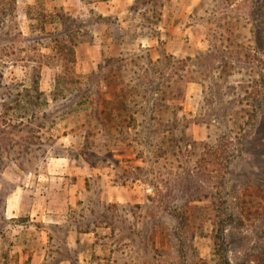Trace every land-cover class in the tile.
Here are the masks:
<instances>
[{
  "label": "rangeland",
  "instance_id": "rangeland-1",
  "mask_svg": "<svg viewBox=\"0 0 264 264\" xmlns=\"http://www.w3.org/2000/svg\"><path fill=\"white\" fill-rule=\"evenodd\" d=\"M61 8L83 33L76 62L66 67L34 49L18 57L44 63L41 87L53 113L44 121L55 122L40 155L22 151L32 137L21 134L41 133L37 124L1 132L0 264H264V0H0V68L13 45L53 44L66 25L43 29V14ZM121 34L127 39L115 52L129 64L127 80L157 103L169 80L157 73L151 86L148 56L162 60L156 66L172 81L173 66L188 60L191 77L183 72L172 84L174 93L184 85L185 99L161 109L170 126L189 127L188 148L166 153L164 125L151 133L145 121L149 101L137 107V128L89 117V95L106 86L103 44ZM23 62L7 69L5 82L25 77ZM70 66L82 83L69 81ZM175 103L184 108L174 113ZM48 206L47 243L32 223Z\"/></svg>",
  "mask_w": 264,
  "mask_h": 264
},
{
  "label": "trees",
  "instance_id": "trees-1",
  "mask_svg": "<svg viewBox=\"0 0 264 264\" xmlns=\"http://www.w3.org/2000/svg\"><path fill=\"white\" fill-rule=\"evenodd\" d=\"M30 11L32 10H29V13ZM2 12L3 11L0 9V14ZM43 16V19H45L43 21V29L48 25V23L50 25H54L56 22H58L63 26L66 25V30L62 33L54 34L56 37L52 42L53 44L46 45L45 43L41 42L40 46H32L25 43V45L21 46V48L13 45L12 54L10 55L12 58L5 59V67L3 69L0 68V88L3 89L2 93L0 94L1 138H6V136L2 135L1 132L5 133V131L9 130L10 127L20 126V130L24 131L27 128L33 130L32 127L37 124L41 130V133L33 134L31 136H29L28 134H21V138L25 142L27 137H32V141L29 143L30 145H24L22 147V151H24L25 155L29 153L33 155H40L44 153L43 151L45 150H43L44 148H42L41 144H43L42 140L47 137L45 134L47 131L46 127L48 126V124H50L51 126L55 121H44L46 119L51 120L53 117V113L51 114V110L49 111L48 109L51 106V98L49 97V94L41 87L42 68L44 63L41 61L40 63H38L35 59L36 57L32 55H29L30 59H28V55L18 58L19 54L25 53L26 51H28V49H34V51H37L39 53V57L41 56L40 58L42 59L54 58L58 56V58L63 62V65L65 64V66L67 67L70 63L72 64L76 62L77 46L81 41L83 35L81 30L74 27L75 19L67 15L63 8L57 10L56 12L43 14ZM31 18H33V16H31ZM68 21L71 22L67 27ZM19 34H22V32H19ZM126 39L127 35L125 34L116 36L111 35L108 42L106 44H103L104 46L107 45V48H105V50L103 48V51L105 52V63L103 65L100 64L99 69L104 70L105 76L101 78L106 86L105 90L98 89L97 92L89 95L88 108L90 107L92 109L89 117L91 119L94 118L97 120H102L104 123H106V125L128 121V127H131L134 123V126L137 128L139 126V119L136 116L139 111L137 107L149 101L150 111L147 116L148 118H146L145 121H150L149 125L147 126L148 129H151V133L157 132V130H155L157 123L164 125V130L161 132L160 140L164 144L166 153L175 154V152L180 150L182 147L188 148L192 143L195 142L192 132H187L189 127L187 128L186 124H182V126H180L179 128L183 130L185 135H183L182 133V135L179 136L177 135L179 125L173 123V126H170L168 122L164 121L165 115L161 114L163 105L167 108L165 112H168V110L171 108V99H185L186 88L184 87V85L183 87L180 86L179 91L174 93V89L172 90V84L175 81L185 80L187 76L188 78L191 77V75H189L190 69H187V66L189 67V64L184 65L185 61L187 63L188 60L179 59V64L177 66H173L176 67V70H174V74H176L178 77L175 78L174 81H172V77L168 75L167 71H165L163 68L162 71H160L156 66V64L160 63L162 60L159 59L158 61H154L151 56H148V64L147 67H145V70L147 71L148 76H152L150 80L151 86L156 84L154 80V77H156V75L154 74L161 73L160 79L169 80V82H167L166 89L162 92L163 96L160 99V103H157L156 101H154V97L149 95L148 91L150 89H145L138 83L135 84L134 80H127L126 78L129 72V64L124 61V58L122 57L124 55L123 50H120V52H118L117 54L115 52V50H117L116 47L123 46L126 42ZM41 46L51 47L53 52H51V54H44L42 52ZM0 52H4V49L2 48ZM37 55L38 54H36V56ZM31 57H35L32 58L34 60H31ZM192 59L193 58H191V60ZM20 61H24L22 65L23 70L25 71V77L23 79L17 80L16 82H5L4 79L7 69L10 68L11 65L20 63ZM134 63L136 66L139 65L137 61ZM169 65L170 63L167 64V66ZM137 71L138 69H134L135 73ZM186 71L188 73L187 76L183 73ZM68 72L72 74V79H70L69 81H75V84L82 83V77L77 75L74 66H70L68 68ZM101 78L99 77L98 81L99 79L101 80ZM137 78L141 82V78L144 79L145 75H140ZM175 83L178 84L179 82ZM57 89L66 91L67 88L63 85H58ZM154 90H152L151 88V92H153ZM173 93L175 95H173ZM57 97L58 96H55L53 100L57 99ZM157 104L160 106L157 107ZM174 105L176 108L174 113H176L177 110H182L184 108L183 104L181 103H175ZM77 111H80V109H78ZM2 126H5V128H3ZM10 132L12 131H8L5 134H10ZM67 133L68 132H65L63 135ZM59 137L61 136L58 135L56 138ZM35 138H37L38 141L35 142ZM37 143H39V145ZM51 148H53V146H51ZM53 149V153L56 156H63L66 154L65 152L59 151V147L55 146V148Z\"/></svg>",
  "mask_w": 264,
  "mask_h": 264
},
{
  "label": "crops",
  "instance_id": "crops-1",
  "mask_svg": "<svg viewBox=\"0 0 264 264\" xmlns=\"http://www.w3.org/2000/svg\"><path fill=\"white\" fill-rule=\"evenodd\" d=\"M48 211H52V209L48 206V207H46V208H43V210H41V212H39L37 215V218L35 219L34 218V220L36 221V222H38V221H42L41 222V224H40V226H38V224L36 223V222H34V223H32V226H36V227H38L41 231H42V233H46V236H47V238H48V240L46 239V241H47V243L50 241L49 240V238H50V236H51V223L50 222H53V220L52 219H49L48 217H45V216H47V213H48ZM11 212L13 213L12 215L14 216H18V214H17V212L16 213H14V211L13 210H11ZM55 223V222H54ZM19 226H24V225H22V224H19ZM72 232H76L77 234H79L80 233V231H78V230H72ZM18 233V235H16L17 237H19V238H21L22 236H23V231H18L17 232ZM92 233V232H91ZM80 235V234H79ZM79 237V236H78Z\"/></svg>",
  "mask_w": 264,
  "mask_h": 264
}]
</instances>
